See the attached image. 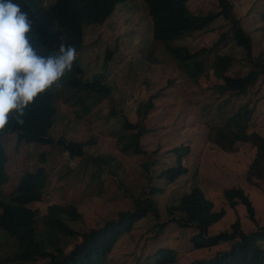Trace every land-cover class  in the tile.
<instances>
[{
	"label": "rangeland",
	"instance_id": "rangeland-1",
	"mask_svg": "<svg viewBox=\"0 0 264 264\" xmlns=\"http://www.w3.org/2000/svg\"><path fill=\"white\" fill-rule=\"evenodd\" d=\"M53 2L40 0L42 6H50ZM231 2L234 16L241 20L242 27L252 39V55L257 57L264 52V0ZM134 3L136 7L133 10L137 11V0ZM188 6L195 15L220 10L217 0H193ZM122 7L118 6L105 24L87 30L83 48L75 54L79 58L83 79L93 80L99 76L94 81H98L109 92L108 95L96 97V107L86 115L85 109L59 101L55 125L50 131V137L56 140L91 144L84 148L83 157L75 160L63 154L59 147L47 152L46 158L51 162L46 164L51 169L46 188H43L46 198L42 202L31 203L30 207L42 221L50 205L76 204L83 219L72 217L67 221L70 226L64 223L77 231L87 232L103 225L104 219L114 220L121 212L132 211L136 196L145 188L154 186L158 192L152 198L159 215L150 214L135 224L132 231L124 232L106 264H155L160 261L157 257L160 251H164L163 254L167 251L169 255L161 258V264H191L229 248V244H219L197 250L191 242L194 230L181 228L173 221L168 208L176 205L181 196L193 188L203 190L206 198L214 204L215 211H226L222 220L210 229L209 235L231 231V226L238 220L245 233L264 226V174L250 179L255 183L247 180L256 149L239 143L236 151L230 153L208 139L210 126L224 123L243 107L251 111L248 132L264 136V78L259 77L246 96L230 97L224 104L227 96L209 90L213 85L210 80L204 81L205 91H200L184 76L165 47L154 40L145 13H131V10L127 14L122 12ZM230 27L229 21L218 18L208 29L178 40L170 50L182 52L180 48L185 47L192 52L213 49L220 35ZM132 33L134 35L128 36L131 38L128 42L121 37ZM145 40L149 41L142 50ZM109 51H115L113 60L105 59ZM220 53L235 57L230 74L245 75L252 69L243 60L242 48L235 42L221 47ZM202 58L205 64H209L215 56L212 53L208 58L203 55ZM150 97L155 98V107L144 123L148 133L140 140L145 154L126 155L116 137L121 131L119 125L125 120L136 125L140 121L136 114L138 106ZM98 99L103 100L96 103ZM218 113L220 115L213 119V115ZM2 142L8 160L3 194L8 196L17 188L25 169H37L43 163L39 149L25 142L19 144L15 135L3 137ZM181 146L189 151L178 164L174 150ZM54 157H57L56 161ZM98 157L108 158L111 167ZM149 158L156 163L144 169L142 164ZM93 159L98 160L91 163ZM80 163H86V168H77ZM178 165L188 173L179 175L174 182L158 179L160 172ZM232 188H240L248 196L255 209V219L249 217L244 206L239 205L236 209L229 206L224 191ZM159 224L167 226L163 229ZM37 232L47 243L48 235L42 224L37 227ZM75 242L73 239L72 243ZM8 252V241L0 232V258H6ZM149 258L151 260L146 261Z\"/></svg>",
	"mask_w": 264,
	"mask_h": 264
},
{
	"label": "trees",
	"instance_id": "trees-1",
	"mask_svg": "<svg viewBox=\"0 0 264 264\" xmlns=\"http://www.w3.org/2000/svg\"><path fill=\"white\" fill-rule=\"evenodd\" d=\"M191 1L137 0V11L145 13L154 40L164 47L182 39L186 32L208 29L218 18L229 21L230 29L220 35L213 49L192 52L185 47L180 48L182 52H177L166 48V52L198 90L205 91L204 81L210 80L213 85L209 90L227 96L223 100L224 104L230 97L246 96L259 77L264 78V52L253 57L251 37L242 28L241 20L234 16L231 0H217L220 7L218 12L199 15L190 12L188 4ZM134 2L55 0L50 6H42L40 0H0V136L2 132L16 134L20 142L39 149L40 161L43 163L37 170L25 169L17 189L5 196L1 187L5 180L7 157L0 137V232L8 241L9 250L6 258H0V264H106L122 234L131 231L146 216L158 212L152 198L158 192L154 186L145 188L136 196L132 212L120 213L117 220H104L103 225L88 232H79L65 225L66 219L79 217V212L73 206L50 205L42 221L30 207L31 203L42 202L46 198L43 188L51 169L46 164L47 161L51 162L46 158L47 152L59 147L63 154L75 160L91 144L50 137L58 114V102L77 105L85 109L86 115L96 107V97L103 98L109 93L98 81L83 79L79 58L75 54L83 48L86 31L108 22L118 6L123 5L122 12L130 14L136 7ZM131 35L134 33L121 37L128 42L131 39L128 36ZM148 41L143 42L142 50ZM234 42L242 48L243 60L252 67L245 75L230 74L235 57L220 53L221 47ZM212 53L214 60L205 64L202 55L208 58ZM114 54L115 51H109L105 59L112 60ZM154 99L150 97L146 103L138 106L136 114L140 121L136 125L127 120L120 123L121 131L116 137L122 144L124 154H145L141 150L140 140L148 133L144 123L155 107ZM102 100L98 99L96 103ZM246 109L243 107L225 119L224 123L222 121L210 126L208 139L230 153L236 151L239 143L255 148V158L247 175V180L255 183L250 179L264 174V136L248 132L251 111ZM219 115L214 114L213 119ZM188 151L184 146L174 150L178 164ZM98 158L106 166L111 164L106 157ZM155 163L153 158H149L142 166L148 169ZM187 173V169L178 165L160 172L158 179L166 178L174 182L179 175ZM224 195L231 208L242 205L249 217L255 219V209L240 188L227 189ZM168 209L179 227L194 230L191 242L195 249L229 244L228 249L191 264H264V226L245 233L238 220L231 226V231L209 235L210 229L222 220L226 211H215L214 204L200 188H193L183 194L178 203ZM41 224L48 235L47 243L37 232ZM166 226L160 225L163 229ZM73 239L75 244L72 243ZM163 252H159L157 257L160 261L155 264H161V258L167 257V251L166 254Z\"/></svg>",
	"mask_w": 264,
	"mask_h": 264
},
{
	"label": "clouds",
	"instance_id": "clouds-1",
	"mask_svg": "<svg viewBox=\"0 0 264 264\" xmlns=\"http://www.w3.org/2000/svg\"><path fill=\"white\" fill-rule=\"evenodd\" d=\"M55 1V0H54ZM54 3V2H53ZM190 3V2H189ZM234 14V13H233ZM197 15H199V14H197ZM243 28V27H242ZM244 29V28H243ZM245 30V29H244ZM226 32V31H225ZM245 32H247L246 30H245ZM193 32H186L185 33V35H184V37L185 36H187V35H189V34H192ZM248 33V32H247ZM153 34V33H152ZM219 39V38H218ZM252 40V39H251ZM175 42H177V41H175ZM174 42V43H175ZM235 45H236V43H235ZM174 46V44H171V43H168V44H166V47H165V49L166 48H172ZM237 46V45H236ZM238 47V46H237ZM169 51H171L170 49H169ZM230 55H232V54H230ZM113 60V59H112ZM97 78H99V76L98 77H95V79H97ZM95 79H93V80H95ZM87 80H90V79H87ZM195 87V86H194ZM11 134H13V135H15L16 136V134H14V133H6V132H2L1 133V143H2V146H3V148H4V150H5V147H4V145H3V142H2V139H3V137H5V136H10ZM16 140H17V142L18 143H20V144H22L23 142H20L19 140H18V137L16 136ZM84 153V152H83ZM5 154H6V151H5ZM256 154V153H255ZM84 155V154H83ZM83 155L82 156H78L77 158H82L83 157ZM7 157V156H6ZM55 158H57V157H54V159ZM81 160H84V159H81ZM98 159H93L92 161H91V163H96V161H97ZM49 161H51L50 159H49ZM7 162H8V160H7ZM86 163H80L78 166H77V168L79 167L80 169H85L86 168ZM41 166V165H40ZM39 168V166L37 167V169ZM37 169H33V170H37ZM29 170H32V169H29ZM7 164H6V170H5V179H6V177H8L7 176ZM22 174H23V172L21 173V176H22ZM21 176H20V178H21ZM19 178V179H20ZM4 183H5V180H4V182H3V184H2V189L1 190H3V186H4ZM19 184V183H18ZM17 187H18V185H17ZM45 188H46V184H45ZM17 189V188H16ZM15 189V190H16ZM7 192V191H6ZM14 192V191H13ZM35 203V202H34ZM37 203V202H36ZM33 204V203H32ZM54 205V204H53ZM57 205V204H56ZM59 206H62V207H69V206H73V207H75L76 209H77V211L79 212V217L77 218V219H83V214L80 212V210H79V207L76 205V204H58ZM156 207V206H155ZM32 208V207H31ZM134 210V209H133ZM132 210V211H133ZM169 210V209H168ZM35 211V210H34ZM132 211H123V212H121V213H124V212H132ZM170 213V212H169ZM155 215V217H157L158 215H159V211L158 212H156V213H152V215ZM171 214V213H170ZM171 217L173 218V216L171 215ZM117 219H119V215H118V217L116 218V219H114V220H117ZM69 220H72V219H66V222L67 221H69ZM104 220H106V219H104ZM108 220V219H107ZM138 223V222H137ZM136 223V224H137ZM67 224H68V222H67ZM69 225V224H68ZM70 226V225H69ZM162 226V225H161ZM134 227H135V225H134ZM133 227V228H134ZM159 227H160V224H159ZM72 228V227H71ZM93 228H95V227H93ZM132 228V229H133ZM161 228V227H160ZM90 229H92V228H90ZM90 229H88L87 230V232L90 230ZM132 229H131V231H132ZM75 230V229H74ZM79 232H81V231H79ZM167 256H169L168 254H167Z\"/></svg>",
	"mask_w": 264,
	"mask_h": 264
}]
</instances>
